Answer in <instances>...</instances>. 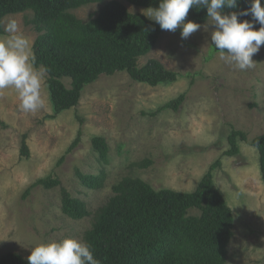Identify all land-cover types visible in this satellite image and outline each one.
<instances>
[{"label":"rangeland","instance_id":"rangeland-1","mask_svg":"<svg viewBox=\"0 0 264 264\" xmlns=\"http://www.w3.org/2000/svg\"><path fill=\"white\" fill-rule=\"evenodd\" d=\"M109 1H119L133 14L146 10L127 0ZM103 6L89 5L71 13L86 21ZM33 16L31 11L8 16L3 27L15 19L30 39L34 55L39 34L31 23ZM213 30L207 22L186 40L181 39L180 28L165 30L152 52L139 59V67L159 60L180 75L176 83L151 87L132 81L127 73L103 76L85 88L76 109L56 119L48 118L53 112L42 68L37 69L45 72L43 110L24 113L14 89L0 90V121L5 124L0 126V257L18 254L27 260L31 246L66 237L85 242L98 211L113 196V186L124 178H138L157 191L192 193L221 159L214 181L235 215L226 264H264V182L258 152L251 145L264 134V47L253 56L254 68L236 70L214 51ZM63 82L70 88V79ZM183 94L186 100L178 112L151 116ZM233 129L246 133L248 142H240L239 155L222 157L230 150ZM80 131V145L66 155ZM25 136L29 158L21 155ZM96 137L109 146L107 164L93 149ZM144 160L152 165L134 166ZM78 172L94 176L104 172V187L88 189ZM48 177L61 186L39 187L24 198L30 186ZM62 188L85 203L88 217L75 221L63 213Z\"/></svg>","mask_w":264,"mask_h":264},{"label":"trees","instance_id":"trees-1","mask_svg":"<svg viewBox=\"0 0 264 264\" xmlns=\"http://www.w3.org/2000/svg\"><path fill=\"white\" fill-rule=\"evenodd\" d=\"M139 8H156L159 0H127ZM264 3V0H262ZM103 4L96 17L80 20L72 11L85 6ZM251 0H238L237 8H250ZM33 13L31 21L39 34L34 43L35 67L47 74V87L53 115L56 119L79 106L86 87L103 76L127 73L136 83L151 87L176 83L179 74L168 70L159 60L151 59L143 67L141 57L152 52L165 30L143 14H133L119 1L108 0H0V35L3 20L11 15ZM239 19L251 20V15ZM201 26L208 22L207 10L193 7L186 21ZM256 24L255 29L259 30ZM264 47V45H262ZM214 51H216L214 47ZM71 80L67 88L63 79ZM186 100L183 94L160 107L156 116L165 111L178 112ZM81 124L83 121L79 119ZM0 126L5 124L0 121ZM82 132L66 152L72 153L81 143ZM230 150L222 157L240 154V142H248L242 131L232 130L228 138ZM251 145L259 155L264 182V134ZM99 161L108 163L109 146L102 137L92 140ZM22 157L29 158L26 136L22 140ZM66 160L61 158L59 165ZM152 161L134 164L147 169ZM222 165L216 161L192 193L174 190H155L138 178L127 177L112 188L113 196L97 213L94 224L85 235L99 264H226L228 247L234 237L235 215L214 181V171ZM82 184L90 190L104 187L105 174L83 175ZM61 186L52 177L37 181L24 194L28 197L39 187L53 190ZM62 210L70 219L79 221L90 215L87 206L61 189ZM192 211L198 214L191 215ZM0 264H28L18 254L0 257Z\"/></svg>","mask_w":264,"mask_h":264},{"label":"clouds","instance_id":"clouds-1","mask_svg":"<svg viewBox=\"0 0 264 264\" xmlns=\"http://www.w3.org/2000/svg\"><path fill=\"white\" fill-rule=\"evenodd\" d=\"M238 0H159V6L142 10L157 23L161 30L175 32L181 29V39L186 40L202 26L186 21L189 10H207L208 24L213 26L211 44L219 59L234 69L247 71L255 67L254 54L264 45V3L251 0L250 8L226 12L237 8ZM251 15L241 22L239 17ZM259 24V30L255 25ZM207 27V26H205ZM0 35V90L14 89L19 100V110L35 114L46 106L42 93L45 72L35 67L32 44L15 19L9 20ZM28 264H99L92 246L79 239L62 240L31 246Z\"/></svg>","mask_w":264,"mask_h":264}]
</instances>
